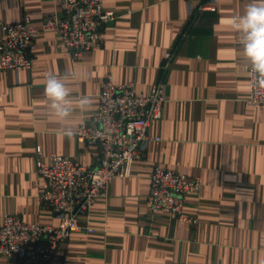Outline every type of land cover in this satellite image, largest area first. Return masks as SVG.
I'll return each instance as SVG.
<instances>
[{
	"label": "crops",
	"instance_id": "crops-1",
	"mask_svg": "<svg viewBox=\"0 0 264 264\" xmlns=\"http://www.w3.org/2000/svg\"><path fill=\"white\" fill-rule=\"evenodd\" d=\"M56 1L0 0V35L3 23L25 16L42 24ZM253 2L264 0H218L216 11L203 12L185 0H104L117 17L104 25L101 47L77 58L58 47L56 32L44 31L32 68L0 65V227L6 214L59 223L41 199L47 184L37 150L46 161L62 154L97 164L99 148L82 143L77 131L98 111L108 75L143 94L162 82L168 100L150 126L161 140L80 217L96 232H74L57 264H264V106L248 102L250 62L233 26ZM50 74L69 75L73 103L87 96L90 107L54 118L45 94ZM69 127L74 134L61 135ZM157 166L202 179L203 195L188 196L185 207L197 222L150 211ZM0 264L23 263L0 252Z\"/></svg>",
	"mask_w": 264,
	"mask_h": 264
},
{
	"label": "built area",
	"instance_id": "built-area-1",
	"mask_svg": "<svg viewBox=\"0 0 264 264\" xmlns=\"http://www.w3.org/2000/svg\"><path fill=\"white\" fill-rule=\"evenodd\" d=\"M191 11H216L218 0H185ZM57 11L40 25L25 16L22 21L3 23L0 35V65L2 69L32 68L37 39L44 31L58 35V47L74 57L95 50L103 44L104 25L117 13L104 7V0H57ZM169 61L172 53L166 55ZM168 63V62H167ZM251 87L248 102L264 106V89L255 83V74L248 65ZM96 114L86 119L77 131L78 139L99 148L98 162L89 167L67 155L52 154L44 159L38 148L37 168L46 180L41 193L45 206L52 209L57 225L28 222L6 214L0 227V252L16 257L23 264H57L60 251L72 234L96 229L80 221L95 200L108 194L109 184L117 177H128L135 161L142 159L147 145L160 141L150 134L154 120L162 117L168 96L165 85L156 83L149 94L138 93L133 83H116L108 75L99 93ZM200 177L188 179L183 173L157 166L151 174L148 193L150 211L165 212L181 222L197 219L185 212L190 195L202 196Z\"/></svg>",
	"mask_w": 264,
	"mask_h": 264
},
{
	"label": "clouds",
	"instance_id": "clouds-1",
	"mask_svg": "<svg viewBox=\"0 0 264 264\" xmlns=\"http://www.w3.org/2000/svg\"><path fill=\"white\" fill-rule=\"evenodd\" d=\"M233 26L241 34L243 55L251 64L255 83L264 89V2L250 4L244 15L233 20ZM69 79L67 74L61 77L50 74L46 77L45 94L50 101V112L58 121L68 120L76 108L83 111L91 105V99L87 96H81L73 103L66 84ZM73 134L70 127L61 130V135L71 137Z\"/></svg>",
	"mask_w": 264,
	"mask_h": 264
}]
</instances>
